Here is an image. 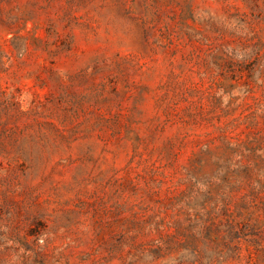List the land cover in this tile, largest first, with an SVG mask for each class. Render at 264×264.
I'll use <instances>...</instances> for the list:
<instances>
[{
    "label": "rangeland",
    "instance_id": "rangeland-1",
    "mask_svg": "<svg viewBox=\"0 0 264 264\" xmlns=\"http://www.w3.org/2000/svg\"><path fill=\"white\" fill-rule=\"evenodd\" d=\"M0 264H264V0H0Z\"/></svg>",
    "mask_w": 264,
    "mask_h": 264
}]
</instances>
